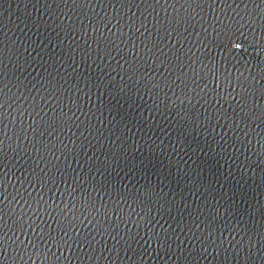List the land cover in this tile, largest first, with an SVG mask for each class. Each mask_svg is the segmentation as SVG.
Wrapping results in <instances>:
<instances>
[{
    "label": "snow or ice",
    "instance_id": "1",
    "mask_svg": "<svg viewBox=\"0 0 264 264\" xmlns=\"http://www.w3.org/2000/svg\"><path fill=\"white\" fill-rule=\"evenodd\" d=\"M47 6L70 20L61 22L60 31L80 39L58 44V52L45 49L42 75L32 77L29 68L39 64L31 57L16 59L10 69L17 50L0 39V264H16L9 249L22 253L24 264L25 257L39 264H120L118 249L131 251L143 242L176 255V229L159 231L156 225L163 220L159 213L168 216L183 203L159 184L129 186L120 178L131 169L119 125L114 131L121 138L107 145L106 155L100 144L98 125L108 109L116 110L113 98L143 92L153 111L171 110L177 135L167 151L173 155L192 133L226 129L212 143H239L258 154L244 166L257 167L258 185H264V0H47ZM249 47L258 49L260 60L248 59ZM89 61H99L103 70L88 73ZM92 147L97 151L88 156L84 150ZM192 177L191 190L214 193L212 176L207 184L196 172ZM237 191L242 202L249 195ZM185 220L181 231L204 229L198 242L243 245L248 259L252 251H264V205L239 216L231 207L206 216L195 210ZM128 224L142 231L126 230ZM224 232L244 236L226 241ZM105 252L115 253L111 261ZM199 254L179 252L184 264Z\"/></svg>",
    "mask_w": 264,
    "mask_h": 264
},
{
    "label": "water",
    "instance_id": "2",
    "mask_svg": "<svg viewBox=\"0 0 264 264\" xmlns=\"http://www.w3.org/2000/svg\"><path fill=\"white\" fill-rule=\"evenodd\" d=\"M54 11L47 6V0H0V39L8 48L15 45L17 50L16 56L9 64L10 69L15 68L16 59L23 60L26 57H31L39 64V66L32 64L29 68L32 77H36L37 74L42 75L45 68L46 58L43 56L45 49L50 52H58L60 51V48H57L58 44L63 48L70 41L80 39V36L74 32L67 34L60 31L61 22L67 24L70 20L63 16L57 18L59 13L54 15ZM109 14L111 13L109 12ZM108 27L111 28V25ZM247 50L248 59H261L256 55L258 49L249 47ZM108 63L109 61H104V64ZM249 68L252 72L256 70L251 65ZM84 70L95 74L97 71L103 70V66L99 61L97 65H93L89 61ZM111 78L119 80L120 74L112 72ZM107 100L108 97L105 96L102 102ZM95 102V100L92 101V103ZM112 102L116 110L108 109L105 112L104 122L98 125V129L104 137L103 140H100V144L105 146V155L107 154V145L115 144V141L121 138L120 133L114 131L117 125L123 133H126L122 143L124 155L129 158L128 164L131 170H126V174L120 178L129 186L138 182L140 184L145 182L153 185L159 184L164 193L171 192V198L184 205L171 209L168 216H164L162 212L159 213V216H163V220L159 225H156L159 231L176 229L178 239L172 246V252L176 255L154 252L152 249L155 248V245L151 242H143L133 245L131 251L127 248L118 249L120 264H136L138 260L142 264H184V258L179 256V252L189 248L200 253L195 256L192 264H245V260L248 258L241 251L243 245H225L223 248L215 245L210 246L202 241L198 242L197 238L204 232L202 227L192 226L191 234L181 230L186 223L185 217L189 212L195 210L206 216L208 212L217 209L223 212L225 208L231 207L239 216L244 210L251 211L257 204L264 205V185H258L260 170L257 167L244 166L245 162L251 163L256 160L258 154L253 155L245 145L239 143L223 144L218 147L212 143V140L217 135H223L226 129L217 128L215 132L209 129L206 135L200 132L192 133L191 138L185 141V149L182 150L176 146V154L173 155L172 152L167 151L168 148L175 145L177 135L175 131L177 118L171 110L167 114L153 111L151 98L145 96L143 92H140L139 95L133 93L132 97L125 95L122 98H113ZM113 118L115 119L113 120ZM122 120L123 123H121ZM125 125L127 126L125 127ZM19 143L23 144L24 141L21 140ZM91 143L95 145L96 141ZM189 144L191 147H188ZM197 144H199V149H197ZM161 148L164 151H161ZM84 151L88 153V156H91L93 152L97 151V148L92 147L91 150L85 149ZM99 158L103 159V157ZM177 161L179 163H176ZM141 162H143L142 165ZM123 163L121 161V164ZM136 165H141V167L138 168ZM76 166L78 167V165ZM209 169L212 171L209 172ZM193 172H196V176L200 177V182L205 184L210 182L209 176H212L217 181L213 184L214 193L191 190L192 179L196 178L192 177ZM188 177H192V179H188ZM222 177L227 179V183ZM229 185L234 186L233 194L226 205L225 200L228 197L225 194L229 191ZM238 189L249 193L243 202ZM178 215L179 220L176 219ZM254 223L258 224L259 219L257 218ZM126 230L142 231L134 224H128ZM242 236L244 233L238 235L235 232H224L221 238L226 241H239ZM111 244L112 241H109V249H111ZM137 251L141 253L139 256L134 254ZM6 252L10 259L13 256L16 257V264H24V261L20 259L22 253L17 256L12 249L6 250ZM114 254L105 252L109 261L112 260ZM24 259L27 260V264H39L34 259L27 257ZM248 264H264V251H252Z\"/></svg>",
    "mask_w": 264,
    "mask_h": 264
}]
</instances>
